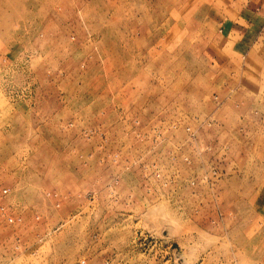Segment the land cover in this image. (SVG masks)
Masks as SVG:
<instances>
[{
	"label": "rangeland",
	"instance_id": "obj_1",
	"mask_svg": "<svg viewBox=\"0 0 264 264\" xmlns=\"http://www.w3.org/2000/svg\"><path fill=\"white\" fill-rule=\"evenodd\" d=\"M88 1L0 0V264H264V32Z\"/></svg>",
	"mask_w": 264,
	"mask_h": 264
},
{
	"label": "crops",
	"instance_id": "obj_2",
	"mask_svg": "<svg viewBox=\"0 0 264 264\" xmlns=\"http://www.w3.org/2000/svg\"><path fill=\"white\" fill-rule=\"evenodd\" d=\"M230 5L232 8L236 7L233 12L235 19L229 21L224 18L219 23L217 32L220 38L226 37L228 41L231 40V44H236L238 49L241 47L245 50L251 37L259 38L264 32V0H230L229 7Z\"/></svg>",
	"mask_w": 264,
	"mask_h": 264
},
{
	"label": "bare ground",
	"instance_id": "obj_3",
	"mask_svg": "<svg viewBox=\"0 0 264 264\" xmlns=\"http://www.w3.org/2000/svg\"><path fill=\"white\" fill-rule=\"evenodd\" d=\"M95 1H98V0H95ZM86 2H87V1H86ZM88 2H91V3H92V2H94V1L91 0V1H88ZM98 2H99V1H98ZM101 2H103V1L101 0ZM77 3H78V2H77ZM103 3H104V2H103ZM50 4H51V3H50ZM50 4H49V5H50ZM79 6L82 7L83 4H79ZM25 8H26V7H25ZM145 10H146V9H145ZM31 11H32V10H31ZM49 11H51V12L55 11V5L51 4V5L49 6ZM145 12H146V11H145ZM147 13H148V12H147ZM144 14H146V13H144ZM150 15H151V14H150ZM150 15H149V16H150ZM145 16H146V15H145ZM148 18H149V17H148ZM153 19H154V17H153ZM150 21H151V20H150ZM153 22H154V21H153ZM156 24H157V23H156ZM150 33H151V32H150ZM148 35H149V33H148ZM148 35H147V36H148ZM147 36H146V37H147Z\"/></svg>",
	"mask_w": 264,
	"mask_h": 264
}]
</instances>
